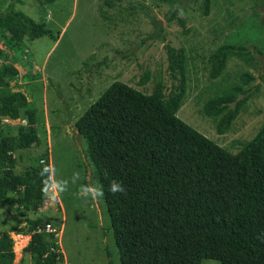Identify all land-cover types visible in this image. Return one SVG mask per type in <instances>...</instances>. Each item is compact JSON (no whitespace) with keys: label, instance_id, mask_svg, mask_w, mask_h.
<instances>
[{"label":"trees","instance_id":"16d2710c","mask_svg":"<svg viewBox=\"0 0 264 264\" xmlns=\"http://www.w3.org/2000/svg\"><path fill=\"white\" fill-rule=\"evenodd\" d=\"M208 6L202 0L203 13ZM176 21L183 29L184 21ZM51 32L20 10L0 12L6 44L20 45L24 36L52 37ZM164 48L169 85L158 78L145 93L114 80L75 122L96 183L104 187L119 264H200L205 258L264 264V121L235 152L184 122L176 112L187 95L190 59L183 47ZM256 56L264 51L222 43L208 55V77L220 76L230 57L253 64ZM17 73L12 63L0 64V128L3 118L16 119L22 111L27 121L15 134L0 133V206L25 216L42 204L51 176L46 161L14 171L13 153L38 143L34 109L9 84ZM149 77L146 72L141 83ZM253 80L250 72H241L205 99L201 111L215 121L217 133L227 131L244 109ZM114 179L125 193L109 191ZM24 219V225L14 222L0 230V264H14L10 232L29 234L23 251L31 264H59L55 233L44 231L39 217Z\"/></svg>","mask_w":264,"mask_h":264},{"label":"rangeland","instance_id":"374dc122","mask_svg":"<svg viewBox=\"0 0 264 264\" xmlns=\"http://www.w3.org/2000/svg\"><path fill=\"white\" fill-rule=\"evenodd\" d=\"M10 9L52 30V37L24 36L20 45L4 43L0 33V64L17 68L9 84L22 91L34 109L38 137L36 145L13 153L14 171L46 161L51 186L42 204L25 216L0 206V230L14 222L24 225L25 217L41 218L55 233L62 253L59 264H119L103 199L78 195L81 185L97 183L75 122L114 80L145 93L158 78L169 85L165 44L183 47L190 59L187 95L176 112L180 119L231 152L264 121V56H256L253 64L230 57L217 78L208 77L207 62L222 43L264 51V0H209L207 14L202 0H0V12ZM177 18L184 21L183 29ZM244 71L254 76L253 94L230 128L219 134L215 121L202 113L203 103ZM146 72L149 80L141 83ZM1 122V134H15L18 126L27 124L23 111ZM74 173H79L75 183ZM58 181H68L67 191L56 189ZM9 235L13 250L15 243L20 245L13 263L31 264L23 251L29 234ZM200 264L220 263L205 258Z\"/></svg>","mask_w":264,"mask_h":264},{"label":"clouds","instance_id":"9594fccd","mask_svg":"<svg viewBox=\"0 0 264 264\" xmlns=\"http://www.w3.org/2000/svg\"><path fill=\"white\" fill-rule=\"evenodd\" d=\"M47 172V169H44L41 173L43 176ZM79 179V173H74L72 182L75 183L76 180ZM55 187L60 192L67 191L68 187V181H58L55 184ZM109 191L112 194L116 193H125L126 189L122 182L118 180H112L109 185ZM104 187L103 185L99 184H87V185H81L78 191V195L84 197V198H91L92 200H98L100 198H103L104 196Z\"/></svg>","mask_w":264,"mask_h":264},{"label":"built area","instance_id":"2783aa9c","mask_svg":"<svg viewBox=\"0 0 264 264\" xmlns=\"http://www.w3.org/2000/svg\"><path fill=\"white\" fill-rule=\"evenodd\" d=\"M43 230L44 231H48V232H51L53 231L51 225L49 223H45L44 227H43Z\"/></svg>","mask_w":264,"mask_h":264},{"label":"bare ground","instance_id":"6f19581e","mask_svg":"<svg viewBox=\"0 0 264 264\" xmlns=\"http://www.w3.org/2000/svg\"><path fill=\"white\" fill-rule=\"evenodd\" d=\"M20 237H22V235H18V238H20ZM18 242H19V241H18ZM20 243H21V242H20ZM19 246H20V245H19ZM19 246H18V244L15 243V245H14V250L16 251V249H18Z\"/></svg>","mask_w":264,"mask_h":264}]
</instances>
